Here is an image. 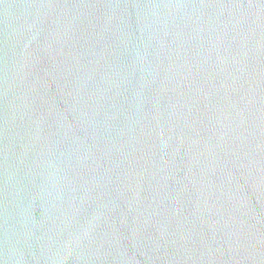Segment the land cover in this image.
Segmentation results:
<instances>
[{
  "label": "water",
  "instance_id": "1",
  "mask_svg": "<svg viewBox=\"0 0 264 264\" xmlns=\"http://www.w3.org/2000/svg\"><path fill=\"white\" fill-rule=\"evenodd\" d=\"M0 264H264V0H0Z\"/></svg>",
  "mask_w": 264,
  "mask_h": 264
}]
</instances>
